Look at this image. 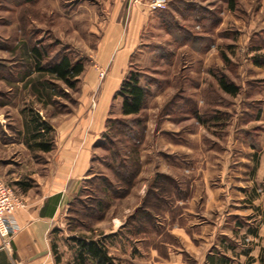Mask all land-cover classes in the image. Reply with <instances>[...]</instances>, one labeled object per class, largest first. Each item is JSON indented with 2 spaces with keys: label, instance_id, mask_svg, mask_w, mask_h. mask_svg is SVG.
Wrapping results in <instances>:
<instances>
[{
  "label": "rangeland",
  "instance_id": "374dc122",
  "mask_svg": "<svg viewBox=\"0 0 264 264\" xmlns=\"http://www.w3.org/2000/svg\"><path fill=\"white\" fill-rule=\"evenodd\" d=\"M21 27L33 42L49 46L51 62L67 54L85 66L73 88L49 76L44 115L54 140L55 132H107L103 146L93 151L83 194L63 207L51 243L62 264L74 258L76 237L103 239L117 262L134 264L122 235L138 244L147 238L154 214L169 204L153 193V180L140 197L144 184L137 177L147 134L151 142L157 132H196L198 142L204 133L233 132L240 120L246 121L241 132L253 128L251 114L264 102V90L257 88L264 85V0H0V30L18 37ZM0 56L6 52L0 50ZM118 56L125 62L116 75L111 63ZM130 70L142 75L149 99L139 114L123 115L121 100L113 96ZM218 75L236 81L240 93L223 91ZM110 82L117 88L109 95ZM216 114L226 121L216 122ZM132 132H141L138 144ZM135 168L134 183L127 185V170ZM146 170L143 177L151 172ZM128 223L130 229H124Z\"/></svg>",
  "mask_w": 264,
  "mask_h": 264
},
{
  "label": "crops",
  "instance_id": "0c3cea01",
  "mask_svg": "<svg viewBox=\"0 0 264 264\" xmlns=\"http://www.w3.org/2000/svg\"><path fill=\"white\" fill-rule=\"evenodd\" d=\"M22 29L18 37L0 30V50L7 55L0 56V176L26 203L10 214L16 228L11 244L4 245L0 235V264H58L51 232L63 207L83 194L103 132H55L51 151L28 145L32 116L38 113L46 120L50 73L37 69L33 39ZM2 41L9 44L3 47ZM124 62L114 58L113 73ZM106 88L112 89L110 95L117 87L110 82ZM257 88L264 90V85ZM257 114L251 132H241L246 121L240 120L233 132L204 133L198 142L196 132H157L151 142L147 134L137 177L144 184L140 197L153 180V193L169 204L154 214L147 238L138 244L122 235L132 263L264 264V191L258 189H264V102ZM258 121L263 122L260 131L253 132ZM161 144L169 150L160 149ZM148 168L151 172L143 177ZM164 177H170L169 183ZM126 226L129 230L130 223Z\"/></svg>",
  "mask_w": 264,
  "mask_h": 264
},
{
  "label": "trees",
  "instance_id": "16d2710c",
  "mask_svg": "<svg viewBox=\"0 0 264 264\" xmlns=\"http://www.w3.org/2000/svg\"><path fill=\"white\" fill-rule=\"evenodd\" d=\"M27 1V0H23ZM33 55L35 58V65L37 69L48 71L50 74L54 75L56 78L64 81L70 87H75L77 81H79L80 75L83 73L85 66L82 60L72 61L69 55L60 56L54 62L49 59V46L40 44L39 42H33ZM46 59V60H45ZM46 61V62H45ZM257 63H261L258 58ZM218 83L220 88L231 95H236L240 91V86L236 81H232L225 75H218ZM113 99H120V113L123 115H136L144 109L148 103L149 99V89L142 83V75L136 70H130L119 89L115 92ZM114 105V103H113ZM256 107V105L254 106ZM253 118L259 117V114H251ZM256 115V116H255ZM216 122L223 123L226 121L225 117L220 114L213 116ZM32 131L28 132L27 143L32 149H42L44 151H51L55 146L54 136L52 134V126L47 121L42 120L38 113L32 116ZM107 132H103V138L106 137ZM133 132L135 144L139 143L138 135ZM129 134V133H128ZM126 132L124 135L128 136ZM103 138L95 144L96 147L103 146ZM133 153H137V148L133 149ZM117 156L120 157L118 154ZM139 157L136 161L138 162ZM138 164V163H137ZM118 169V168H117ZM137 167V171H138ZM136 168L134 171L127 170L125 177V182L127 185H133L136 178ZM159 175L158 177H160ZM107 191V189H106ZM100 204H104L103 201L99 200ZM76 253L74 258L68 262V264H123L116 261V258L110 253L107 243L103 239L86 238V237H76ZM52 244V250L55 255L56 262L62 264V256L58 254L56 246Z\"/></svg>",
  "mask_w": 264,
  "mask_h": 264
},
{
  "label": "built area",
  "instance_id": "2783aa9c",
  "mask_svg": "<svg viewBox=\"0 0 264 264\" xmlns=\"http://www.w3.org/2000/svg\"><path fill=\"white\" fill-rule=\"evenodd\" d=\"M25 206V201L0 176V235L3 238L4 245H10L16 233V228L10 218V214L16 209Z\"/></svg>",
  "mask_w": 264,
  "mask_h": 264
}]
</instances>
